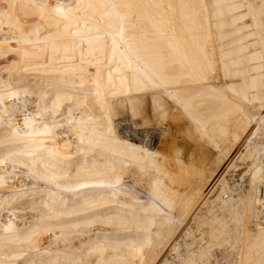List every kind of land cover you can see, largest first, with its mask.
Instances as JSON below:
<instances>
[{
    "label": "bare ground",
    "instance_id": "bare-ground-1",
    "mask_svg": "<svg viewBox=\"0 0 264 264\" xmlns=\"http://www.w3.org/2000/svg\"><path fill=\"white\" fill-rule=\"evenodd\" d=\"M261 185L264 0H0V264H264Z\"/></svg>",
    "mask_w": 264,
    "mask_h": 264
},
{
    "label": "built area",
    "instance_id": "built-area-1",
    "mask_svg": "<svg viewBox=\"0 0 264 264\" xmlns=\"http://www.w3.org/2000/svg\"><path fill=\"white\" fill-rule=\"evenodd\" d=\"M259 221L264 224V185H261L258 194Z\"/></svg>",
    "mask_w": 264,
    "mask_h": 264
},
{
    "label": "rangeland",
    "instance_id": "rangeland-1",
    "mask_svg": "<svg viewBox=\"0 0 264 264\" xmlns=\"http://www.w3.org/2000/svg\"><path fill=\"white\" fill-rule=\"evenodd\" d=\"M225 209H226V208H224V209H219L217 212H218V214L222 215L223 218H225V220H228V219H230V213H229L228 211H225ZM227 213H228V215H227ZM225 216H226V217H225Z\"/></svg>",
    "mask_w": 264,
    "mask_h": 264
}]
</instances>
